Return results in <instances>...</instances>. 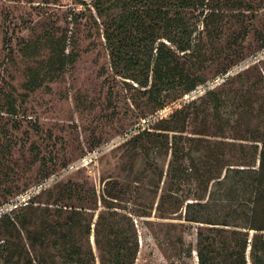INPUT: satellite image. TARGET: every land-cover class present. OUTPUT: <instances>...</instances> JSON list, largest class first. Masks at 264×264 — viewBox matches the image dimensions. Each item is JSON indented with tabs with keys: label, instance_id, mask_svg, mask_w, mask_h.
I'll list each match as a JSON object with an SVG mask.
<instances>
[{
	"label": "rangeland",
	"instance_id": "1",
	"mask_svg": "<svg viewBox=\"0 0 264 264\" xmlns=\"http://www.w3.org/2000/svg\"><path fill=\"white\" fill-rule=\"evenodd\" d=\"M208 4L198 16L196 46L180 57L205 81L186 94L164 90L158 108L143 88L112 73L100 28L77 0H0V219L30 198L47 203L42 188L77 184L83 195L96 190L99 197L112 178L135 188L147 168L150 177L163 170L165 180L177 150L221 139L249 144L237 138L264 132V0ZM57 43L66 61L61 71L49 70ZM33 77L42 83L29 89ZM211 91L221 98L219 115ZM166 125L178 131L161 129ZM231 154L236 160L238 150ZM183 178L169 185L187 196L192 183ZM142 187L154 188L147 181ZM146 203L132 205L143 210ZM153 215L157 226L140 228L157 238L149 264H176L184 208Z\"/></svg>",
	"mask_w": 264,
	"mask_h": 264
},
{
	"label": "trees",
	"instance_id": "2",
	"mask_svg": "<svg viewBox=\"0 0 264 264\" xmlns=\"http://www.w3.org/2000/svg\"><path fill=\"white\" fill-rule=\"evenodd\" d=\"M77 1L100 28L112 73L143 88L156 107H163L166 89L186 94L202 87L204 77L191 75L180 57L197 44L198 16L208 0ZM53 46L49 70L61 71L65 56L58 43ZM221 77H229L227 70ZM41 83L33 77L28 87ZM211 93L219 115L221 98ZM237 139L249 144L221 139L203 149L177 150L165 180L163 170L150 177L147 168L134 180L135 188L117 178L106 180L99 197L96 190L83 195L77 184L42 188L47 203L30 198L0 219V264H149L157 238L140 228L157 226L154 211L166 218L161 215L182 208L176 264H264V132ZM183 177L192 183L187 196L169 185ZM145 181L154 188L143 192ZM162 183L167 187L159 189ZM141 200L148 201L143 210L132 205Z\"/></svg>",
	"mask_w": 264,
	"mask_h": 264
}]
</instances>
